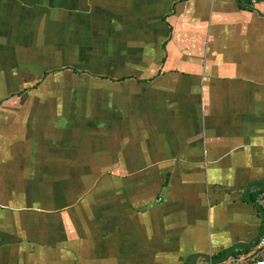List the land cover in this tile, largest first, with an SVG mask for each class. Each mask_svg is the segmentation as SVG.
I'll return each instance as SVG.
<instances>
[{"label": "crops", "instance_id": "0c3cea01", "mask_svg": "<svg viewBox=\"0 0 264 264\" xmlns=\"http://www.w3.org/2000/svg\"><path fill=\"white\" fill-rule=\"evenodd\" d=\"M261 181L264 3L0 0V264L222 258Z\"/></svg>", "mask_w": 264, "mask_h": 264}, {"label": "built area", "instance_id": "2783aa9c", "mask_svg": "<svg viewBox=\"0 0 264 264\" xmlns=\"http://www.w3.org/2000/svg\"><path fill=\"white\" fill-rule=\"evenodd\" d=\"M251 4L264 3V0H249ZM257 204L260 206L264 216V191L258 197ZM225 264H264V231L260 236L257 245L248 253L237 255L232 258L231 262Z\"/></svg>", "mask_w": 264, "mask_h": 264}, {"label": "water", "instance_id": "95a60500", "mask_svg": "<svg viewBox=\"0 0 264 264\" xmlns=\"http://www.w3.org/2000/svg\"><path fill=\"white\" fill-rule=\"evenodd\" d=\"M261 183H263L264 184V181H261ZM251 187V186H250ZM247 193H249V195L247 194V197L249 198V200L250 201H252V199H251V197H250V192H247ZM259 206V205H258ZM259 208H260V206H259ZM263 219H264V217H263ZM263 231H264V222H263V228H262V231H261V233L259 234V236H258V238H257V240H256V243L255 244H253V245H247V244H240V245H236V246H234L224 257H222V258H213V257H211V256H205V255H194V256H192L191 257V264H196V262H197V260L199 259V258H205L206 260H208L209 262H211V263H220V262H224V261H226V260H228L234 253H235V251L238 249V247H248V248H253L256 244H257V242H258V240H259V238H260V236L262 235V233H263Z\"/></svg>", "mask_w": 264, "mask_h": 264}, {"label": "trees", "instance_id": "16d2710c", "mask_svg": "<svg viewBox=\"0 0 264 264\" xmlns=\"http://www.w3.org/2000/svg\"><path fill=\"white\" fill-rule=\"evenodd\" d=\"M244 251H248V249H243ZM241 253L240 250H238L237 252H235V254Z\"/></svg>", "mask_w": 264, "mask_h": 264}]
</instances>
